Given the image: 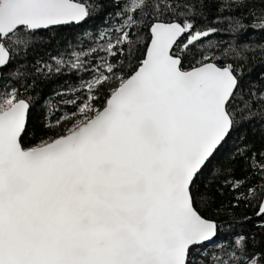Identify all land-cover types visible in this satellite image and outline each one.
Returning <instances> with one entry per match:
<instances>
[{
	"label": "snow or ice",
	"instance_id": "6c2138e0",
	"mask_svg": "<svg viewBox=\"0 0 264 264\" xmlns=\"http://www.w3.org/2000/svg\"><path fill=\"white\" fill-rule=\"evenodd\" d=\"M108 2L89 28L105 0H0V264H264L254 237L219 244L220 225L198 207L212 198L201 178L227 182L242 160L260 182L236 199H258L264 216V149L241 142L217 159L244 124H264V64L252 79L256 48L204 43L221 19L237 36L264 31V0ZM212 4L236 14L201 24ZM52 33L53 63L32 61L35 71L84 73L88 95L69 101L71 127L29 147L32 99L5 81L27 78L38 37Z\"/></svg>",
	"mask_w": 264,
	"mask_h": 264
},
{
	"label": "trees",
	"instance_id": "16d2710c",
	"mask_svg": "<svg viewBox=\"0 0 264 264\" xmlns=\"http://www.w3.org/2000/svg\"><path fill=\"white\" fill-rule=\"evenodd\" d=\"M173 3L187 2V0H172ZM193 4L197 3V0H191ZM219 3H223L224 0H218ZM213 13L209 14L208 21H201V24L212 23L214 15H219L221 18L235 15L234 10H225L222 13H215L216 4L211 5ZM259 7V5H257ZM112 10L108 0H105V7L102 12L96 15L89 21L88 27L92 25H101L102 21L106 19L105 13ZM253 19L249 17L245 23H253ZM212 26L221 29L219 34L210 36L205 40L206 45L215 44V48L209 47V51H217L221 47H226L228 44L236 42L240 44H250L256 50L248 53L249 60L247 64L254 69L252 79L256 78V73L260 71V65L264 64V50L259 48V45H264V31L256 28H249L246 32L241 33L239 36L229 31L228 22L221 19V21L212 23ZM72 30H66L64 35ZM49 35L43 34L42 37H38L43 42L38 43L35 51L28 57V76L26 79L16 80L14 78H8L5 83L11 86H15L20 89L21 93L25 96L31 97L34 105L32 112V123L36 135L30 137L27 141V146H35L40 142V139H47L49 137H55L71 127V123H63L65 117H71L75 112V106L69 103L70 100L75 99L76 104H80L85 99L84 90L82 85L84 81L90 79L84 73L73 75L71 71L65 70L63 74L49 75L46 73H37L35 67L32 65V61L40 60L41 66L44 63H53L49 59L53 55V45L56 43L52 41L48 42ZM140 48L145 47L143 41L147 39V32H141ZM100 55H104L102 52ZM41 57L43 59L41 60ZM65 59H69L67 56ZM7 71V70H6ZM125 71H131V68L125 66ZM83 77V78H81ZM27 88V91H25ZM82 88V89H81ZM82 90V92H79ZM62 92L65 95L63 99L57 95V92ZM57 121H61L60 124ZM50 125V127H46ZM243 137V141L241 138ZM247 145L249 148L255 150L264 149V124H261L258 120H254L251 123H246L237 132H234L229 138L228 143L224 146L221 152L218 154V160L226 159L229 154L233 153L237 145L240 143ZM249 155H252L250 152ZM255 172V174H253ZM259 170H246L244 161L238 160L236 162L235 170L231 175L227 176V182L225 177L221 176L212 181L211 177L205 176L201 178L200 188L201 191H207L210 189L211 199L206 201H200L198 207L207 217H211L217 221L220 225V236L218 243L227 246V243L231 239H235L236 234H246L249 237H254L252 250L260 252L264 249V228L260 225L264 223V216H258V199L248 201L236 199L237 196H241L242 193L252 185H256L260 182ZM239 179L243 184V188L239 191L231 187V183Z\"/></svg>",
	"mask_w": 264,
	"mask_h": 264
},
{
	"label": "rangeland",
	"instance_id": "374dc122",
	"mask_svg": "<svg viewBox=\"0 0 264 264\" xmlns=\"http://www.w3.org/2000/svg\"><path fill=\"white\" fill-rule=\"evenodd\" d=\"M131 2H132V0H129V3H131ZM100 43H103V41H101ZM83 90H84V96L86 97L88 95V93H87V89H86V85L85 84H83ZM79 92H82V90H79Z\"/></svg>",
	"mask_w": 264,
	"mask_h": 264
}]
</instances>
